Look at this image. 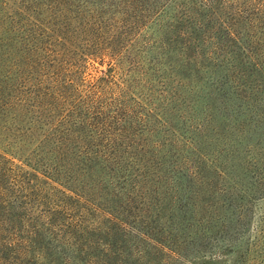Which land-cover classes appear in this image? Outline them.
<instances>
[{
  "label": "rangeland",
  "instance_id": "rangeland-1",
  "mask_svg": "<svg viewBox=\"0 0 264 264\" xmlns=\"http://www.w3.org/2000/svg\"><path fill=\"white\" fill-rule=\"evenodd\" d=\"M0 264H264V0H0Z\"/></svg>",
  "mask_w": 264,
  "mask_h": 264
}]
</instances>
